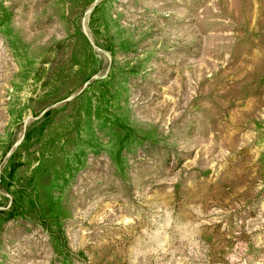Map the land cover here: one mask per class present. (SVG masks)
<instances>
[{
	"label": "rangeland",
	"instance_id": "obj_1",
	"mask_svg": "<svg viewBox=\"0 0 264 264\" xmlns=\"http://www.w3.org/2000/svg\"><path fill=\"white\" fill-rule=\"evenodd\" d=\"M0 264H264V0H0Z\"/></svg>",
	"mask_w": 264,
	"mask_h": 264
}]
</instances>
